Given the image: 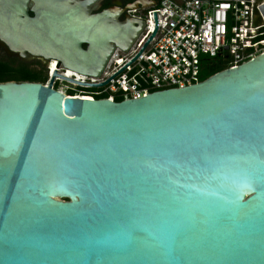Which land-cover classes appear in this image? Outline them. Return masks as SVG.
I'll return each instance as SVG.
<instances>
[{"label":"water","instance_id":"obj_1","mask_svg":"<svg viewBox=\"0 0 264 264\" xmlns=\"http://www.w3.org/2000/svg\"><path fill=\"white\" fill-rule=\"evenodd\" d=\"M93 3L0 0V42L99 76L156 1ZM0 264H264V53L121 101L0 82Z\"/></svg>","mask_w":264,"mask_h":264},{"label":"built area","instance_id":"obj_2","mask_svg":"<svg viewBox=\"0 0 264 264\" xmlns=\"http://www.w3.org/2000/svg\"><path fill=\"white\" fill-rule=\"evenodd\" d=\"M263 4L264 0H159L127 10L146 25L129 50L115 49L101 75L58 66L57 59L38 69L47 76L44 85L53 81L54 89L74 98L121 101L183 88L204 80L206 57L226 55L228 67H236L264 53V15L259 8Z\"/></svg>","mask_w":264,"mask_h":264},{"label":"trees","instance_id":"obj_3","mask_svg":"<svg viewBox=\"0 0 264 264\" xmlns=\"http://www.w3.org/2000/svg\"><path fill=\"white\" fill-rule=\"evenodd\" d=\"M203 79L228 68V59L226 55H221L215 58L204 59ZM47 80V76L42 70L31 67L25 61H17L12 58H0V82L6 81H30L42 82ZM120 100V99H119Z\"/></svg>","mask_w":264,"mask_h":264},{"label":"flooded vegetation","instance_id":"obj_4","mask_svg":"<svg viewBox=\"0 0 264 264\" xmlns=\"http://www.w3.org/2000/svg\"><path fill=\"white\" fill-rule=\"evenodd\" d=\"M94 3L92 5V12L96 13L99 11H102L105 8H109V7H114V6H119L121 8H126V6L130 3L139 1V0H93ZM149 2L152 1H156V3L159 0H148ZM33 15V13H31ZM129 15V14H128ZM127 14H123L120 19L124 20L125 18H129ZM131 16V15H130ZM84 47H86V45H84ZM0 53H3L2 56H0V58L2 57H7V58H12L15 59L17 61H25L26 63H28L31 67L36 68L37 66H41L43 63L48 64V62L50 61H45L43 59H39V58H35L32 56H29L27 58H22L20 55L11 52L6 45L2 44L0 42Z\"/></svg>","mask_w":264,"mask_h":264},{"label":"bare ground","instance_id":"obj_5","mask_svg":"<svg viewBox=\"0 0 264 264\" xmlns=\"http://www.w3.org/2000/svg\"><path fill=\"white\" fill-rule=\"evenodd\" d=\"M56 65H57V62L55 61V62H53V63L51 64V67H52V68H55Z\"/></svg>","mask_w":264,"mask_h":264},{"label":"rangeland","instance_id":"obj_6","mask_svg":"<svg viewBox=\"0 0 264 264\" xmlns=\"http://www.w3.org/2000/svg\"><path fill=\"white\" fill-rule=\"evenodd\" d=\"M2 55H3V53H0V56H2ZM38 67H39V66H37L36 68L38 69Z\"/></svg>","mask_w":264,"mask_h":264}]
</instances>
